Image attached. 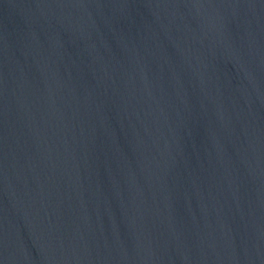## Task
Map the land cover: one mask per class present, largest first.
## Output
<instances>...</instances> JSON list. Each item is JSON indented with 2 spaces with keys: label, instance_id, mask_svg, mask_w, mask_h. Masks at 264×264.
Returning <instances> with one entry per match:
<instances>
[{
  "label": "water",
  "instance_id": "water-1",
  "mask_svg": "<svg viewBox=\"0 0 264 264\" xmlns=\"http://www.w3.org/2000/svg\"><path fill=\"white\" fill-rule=\"evenodd\" d=\"M0 264H264V0H0Z\"/></svg>",
  "mask_w": 264,
  "mask_h": 264
}]
</instances>
